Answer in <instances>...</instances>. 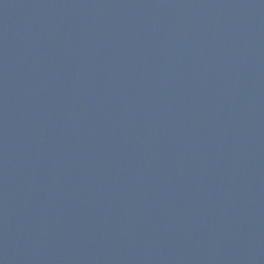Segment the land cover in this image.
I'll use <instances>...</instances> for the list:
<instances>
[{
    "label": "water",
    "instance_id": "obj_1",
    "mask_svg": "<svg viewBox=\"0 0 264 264\" xmlns=\"http://www.w3.org/2000/svg\"><path fill=\"white\" fill-rule=\"evenodd\" d=\"M0 264H264V0H0Z\"/></svg>",
    "mask_w": 264,
    "mask_h": 264
}]
</instances>
